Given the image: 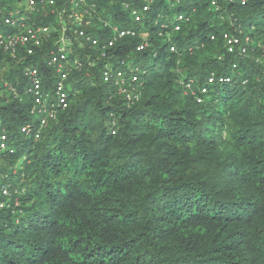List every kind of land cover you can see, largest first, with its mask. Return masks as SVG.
I'll use <instances>...</instances> for the list:
<instances>
[{"label": "trees", "instance_id": "trees-1", "mask_svg": "<svg viewBox=\"0 0 264 264\" xmlns=\"http://www.w3.org/2000/svg\"><path fill=\"white\" fill-rule=\"evenodd\" d=\"M246 2L229 3L231 23L193 2L178 52L156 35L143 51L138 39L114 47L149 62L138 100L100 78L102 61L72 74L69 106L38 141L19 130L30 98H0L18 144L0 150L12 191L0 196V264H264V0ZM223 29L250 37L247 56L227 51ZM0 69L22 85L1 50ZM211 71L232 80L199 103L183 82Z\"/></svg>", "mask_w": 264, "mask_h": 264}, {"label": "built area", "instance_id": "built-area-1", "mask_svg": "<svg viewBox=\"0 0 264 264\" xmlns=\"http://www.w3.org/2000/svg\"><path fill=\"white\" fill-rule=\"evenodd\" d=\"M195 1L204 0H26L25 5L22 1L10 5L0 0V50L22 66V85L2 77L0 69V98L4 103L30 98L31 120L20 126V134L38 141L59 112L69 106L71 75L84 72L90 76L101 61L100 78L127 100H138L142 93L140 73L146 66L130 56H117L114 47L127 46L138 39L135 48L143 51L151 45V35H156L163 44L168 43L172 52H178L175 37L191 21ZM232 2L247 3L208 0L216 17L230 23L234 19L228 7ZM222 31L229 53L248 55V35ZM210 38L216 39V34L211 33ZM157 53L153 49V56ZM232 69L239 70L238 60L233 61ZM231 80L229 74L211 71L203 83L190 78L183 85L185 93L190 92L200 103L206 100L211 85ZM17 145L0 116V150L11 153ZM11 193L10 183L0 180V196L10 198Z\"/></svg>", "mask_w": 264, "mask_h": 264}, {"label": "rangeland", "instance_id": "rangeland-1", "mask_svg": "<svg viewBox=\"0 0 264 264\" xmlns=\"http://www.w3.org/2000/svg\"><path fill=\"white\" fill-rule=\"evenodd\" d=\"M20 1H22V5H25L26 4V0H5V2H7V3H9L10 5H16V4H18ZM163 9V8H162ZM161 9V10H162ZM175 13V11L173 12V14ZM249 22H251V20H249V21H247V23L246 24H244V26H243V29L244 30H246V29H248V27H249V25H248V23ZM263 49H264V45H263ZM140 63L142 64V65H146V64H149V62H147L146 61V63H144V61H140ZM230 131V129L228 128V127H226L225 128V130H224V136H227L228 137V135H229V132ZM7 161H6V159L5 158H3V157H0V165H2V164H5ZM20 164V162L19 163H17V165H19ZM1 177V176H0ZM1 179V178H0Z\"/></svg>", "mask_w": 264, "mask_h": 264}]
</instances>
